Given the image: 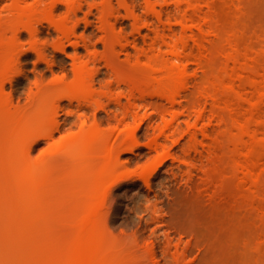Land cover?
Segmentation results:
<instances>
[{"label":"rangeland","instance_id":"374dc122","mask_svg":"<svg viewBox=\"0 0 264 264\" xmlns=\"http://www.w3.org/2000/svg\"><path fill=\"white\" fill-rule=\"evenodd\" d=\"M101 1L83 0L77 14L69 19L66 3L58 2L53 20L66 21L71 30L68 34L52 21L42 20L37 25V38L22 31L16 40L14 31L43 17L51 0H0V79L13 65V79L0 91V264H144L146 244L155 240L162 245L167 233L174 237L173 242L181 238L182 247L189 241L194 244L182 264H264V179L257 187L242 183L239 163L245 160L247 151L242 146L250 139L239 137V123L232 121L235 112L242 122L246 121L251 103L241 100L239 107H225L234 99L222 94L231 80L234 55L239 56L240 63H248L246 77L236 81L244 86L242 91L257 97V88H264V0H217L219 21L208 29L216 41L207 43L206 48L191 43L194 49L186 52L201 57L204 66L191 60L187 72L176 83L171 82L168 71L160 69L161 62H149L156 55L167 57L170 51L162 42L154 46L156 26H152L154 31L142 24L141 31H137L125 6L112 0L113 8H107L105 14L113 9L119 12L114 13L113 26L106 31L109 23L101 18L102 9L93 5ZM149 1L158 9L164 5H159L164 0ZM171 1L165 16H172L180 29L182 25L177 20L184 10L174 6L180 0ZM206 3H201L205 14L210 11ZM133 4L137 14L147 15V0H134ZM199 18L202 21L203 17ZM111 49L118 51L115 70L107 67ZM75 55L80 62L90 60V71H99L96 82L101 83H96L93 98L107 91L104 84L116 83L119 78L126 81L121 88L114 85L111 94L125 96L124 108L130 107L132 86L137 88V98L141 94L148 96V104L140 103L138 98L140 104L132 110L135 117L119 125L114 120L110 124L103 122L96 131L97 139L90 141L79 126L82 111L78 112L77 101L69 105L65 100L57 115L61 129L52 138L30 145L44 114L49 115L56 96L65 92L63 86L51 84V79L55 73L65 72L71 82ZM138 57L141 69L133 67ZM186 63L187 60L180 64ZM255 80L257 87L251 85ZM214 90L221 92L223 106L216 112L211 110L209 98ZM178 93L184 94L183 105L173 109L167 95ZM7 97L14 106L8 105ZM198 97L208 100L202 123L210 124L213 135H220L221 148L211 164L206 155L201 159L192 151L197 165L190 175L184 159L191 146L187 129L197 115H192L187 124L182 113L190 109L194 114L198 107L192 101ZM105 116L104 111L97 114ZM93 118L94 113L89 124ZM263 120L264 103L251 119L252 127L258 128ZM260 130L257 137L263 142L264 127ZM133 143L136 146L128 151ZM59 145H66L70 151L46 158L49 150ZM263 146L254 150L249 161L254 175L264 170ZM43 158L46 160L38 170V182L31 187L27 183L28 168ZM110 185L98 223L91 222L94 226H90L85 222L88 230L84 227L85 217ZM32 190L38 192L37 197L29 198ZM243 200L247 205L242 204ZM214 209L220 211L218 226L205 219L207 211ZM83 228L88 233L91 228L96 231L89 235ZM82 229L89 236L84 247L76 244Z\"/></svg>","mask_w":264,"mask_h":264},{"label":"bare ground","instance_id":"6f19581e","mask_svg":"<svg viewBox=\"0 0 264 264\" xmlns=\"http://www.w3.org/2000/svg\"><path fill=\"white\" fill-rule=\"evenodd\" d=\"M82 1L83 0H51V3L49 4V7L45 13V15L41 18H36L35 21H32L26 25H24L21 28H17L14 31V39H18L20 33L22 31H26L28 32L33 38H37L38 34H39V29L37 27L38 23H40L42 20H47V21H52L53 23H55L56 27L63 31L65 34H68L71 30L67 27L66 21H60V22H56L55 20H53V14H54V9L56 7V4L58 2H65L67 5V15H66V19H69L70 17H72L73 15L77 14V11L80 9V7L82 6ZM86 1V0H84ZM120 3H122L125 8H126V12L127 15L129 17L134 18L135 20V28L138 27L137 31H141V27L142 24H144L143 26H145L146 28L150 27L152 28V26H156L157 31H155L153 28V30L155 31V37L157 35V39L154 41L153 44H155L154 46L158 45V43L161 44H165L169 46L170 51L168 50L169 54H167V57H161L160 55H156L150 58L149 62L150 64L153 63H159L161 62V70H165L168 71L171 74V82L172 83H176L177 81H179L182 78V75L187 72L188 68H189V62L191 60L195 61L196 64H198L199 67L204 66V60L201 57H198L196 55H192V51H190L188 54L186 55V52L189 49H194V47L191 45V43H194L196 45H198L201 48H206L207 43H211V42H215L216 39H212L211 37V33L208 32L209 28H212V25L215 24L216 22L219 21V16L217 14V10L215 9L217 6V0H205V3L207 6V8L211 11L207 12L205 14V11L203 10L201 5L202 1L204 0H177L179 1L178 3H175L177 1H175L174 3L177 4L174 6L176 7V9L180 10H184V12L182 11L181 13V17L179 16V20H177L179 22V24L182 25V27L180 29L176 28L177 26V22L173 21V17L168 15L165 16V12L169 9H171L170 5H172V1L167 0V1H163L164 5H161V8H156V5L151 3L149 0H147V15L144 17L142 15H139L136 13V6L133 4L134 0H119ZM169 1V2H168ZM102 2V3H101ZM97 4H93L99 11L101 10V18L106 19V21L109 23L108 26H106V31H108V29L110 28V26H113V23L111 22V18L114 15L115 12H119V10L113 9L112 12L106 13L107 12V8H113V2L112 0H103ZM150 2V3H149ZM184 5V3H186ZM101 3V4H100ZM171 3V4H169ZM92 5V6H93ZM186 5L188 7V9L186 8ZM93 6V7H94ZM90 7V8H93ZM183 7L186 9H183ZM106 10V11H104ZM216 10V11H215ZM90 12H93L92 9H90ZM151 13L152 15H154V18L151 16H149ZM204 13V14H201ZM108 14V15H107ZM25 16L28 17V15L25 13ZM204 15V16H203ZM103 16V17H102ZM203 17L202 21L199 17ZM176 18V17H175ZM181 18V19H180ZM21 19H24V16L22 15ZM177 19V18H176ZM191 23V24H189ZM104 24L106 25V23L104 22ZM141 24V25H140ZM138 25V26H137ZM141 26V27H139ZM195 27H197V30L195 29ZM178 29V30H177ZM181 30V31H179ZM140 33V32H139ZM149 34V33H148ZM146 36H149V35ZM155 39V38H154ZM194 41V42H191ZM108 45V43L106 44V46ZM63 46V45H62ZM111 53L112 55L110 57L107 58V67L115 70V58H118V51L116 49H111ZM194 53V52H193ZM73 58V67H72V73L74 75V79L71 82H68L67 79V73L62 72V73H55L53 78L51 79V84H54L58 87H64V91L65 92H61L59 93L56 98H55V102H54V106L52 108V111H49V115L47 113L46 117L44 114V119L42 120V124L40 126V129L37 133H35V135H33L31 137V144H35L38 141L42 140V139H49L52 138L55 133L57 131H59L61 129V123L59 122L57 115H58V109L63 107V102L65 100L68 101L69 105H73L74 101H77V108H78V112H81L78 115L79 118V126L81 129V132H83L84 134H86L87 138L90 141H93L94 139H97V130L99 129L100 124H102L103 122H106L108 124H110V122H112V120H114L116 122V125L121 124L122 122H124L127 118H129L130 116H134L132 110L134 107H136L138 104L140 103H144L147 105L148 101H147V95L145 94H141L140 96H138L139 100L141 101L140 103L137 104V88L136 87H131L130 88V92L129 95L130 99L129 101V105L130 107L124 108V103H122V96L124 95H116L113 96L111 94L114 85H117V88H121L122 87V83L126 80H120L119 78H117L116 83L114 81H110L106 84L103 85V87L107 88V91H104L102 93V95H100L98 98H93V95L95 94V85L96 83H101L100 81L96 82V74L99 72L98 70H89V63L90 60L87 61H82L80 62V57L75 55L72 57ZM93 59H96V57H94ZM161 59V60H160ZM233 66L231 67V80L229 81V83L226 84L225 89L223 91L222 94H227V96H231L233 97L234 101H232V103H226L225 107H230V106H235L239 107L242 105V101H247L249 103H251V108H249V115L250 117L242 122L240 119V115H238L236 112L233 114L232 116V121H234L235 123H239V137L244 138L245 136L248 137L250 140H245V144L244 146H242V148H246L247 151L245 152L244 158L245 160L241 161L240 164V168L242 170V183L244 184H250V186L255 185V187H257L260 182H262V180L264 179V170L259 173V175L253 173V165L249 164V161L252 157V154L254 152L255 149H258L259 147H262L264 144V141L261 142L262 140L259 141L258 139V133L259 131L262 132V130H260L262 127H264V120L262 122H260V124L258 125V128H254L252 127L251 124V119H254L257 115V113H259V111L262 108V105L264 103V88L263 87H259L257 88L258 91V96L254 97V96H248L244 91H242L243 89V85L241 84H237L236 81L242 82L243 79L246 77V73H248V63L246 64H242L240 63V59L238 55H234L233 58ZM185 60L188 61V63L183 64L181 66L180 63H183ZM174 62V63H173ZM171 63V65H170ZM170 65V66H169ZM227 66L229 67L230 65L227 64ZM12 66H9L6 73L4 74V77H2L0 79V91L3 92L4 88H5V84L7 81H12L13 76L11 74L12 72ZM134 68L136 69H141L140 68V59L138 57L136 63L133 65ZM109 70V69H108ZM197 73V72H196ZM247 76H250L247 75ZM195 77H199L200 80H203L204 77H200L198 76V74H195ZM198 78V79H199ZM197 79V78H196ZM256 80L251 83L252 86L257 87L256 85ZM128 87L129 85L126 84ZM186 85L184 93L186 94L187 90H188V85L187 82L183 84V87ZM124 94V92H122ZM243 93L245 94L243 95ZM201 94H203L201 92ZM184 94L183 93H178V94H174V95H167V99L169 100L171 106L174 108H177V106H182V100L181 98H183ZM125 97V96H124ZM92 98V99H91ZM209 98L211 99V105L212 109H214V111L216 112L217 109L223 107L222 106V97H221V92L220 91H212V93L209 94ZM143 101V102H142ZM194 102V103H193ZM7 103L9 106H14L13 101L10 97H7ZM192 103L198 107L197 109H194V112L197 114H190V109L183 112L182 110V115H184L185 117H187V124H189L190 120L192 118V115H197L194 118V122H191L188 125V129H187V133L189 134L190 138H191V146L190 149L188 147V151L186 150L185 153V162L187 163V171L188 173L192 174L194 168L196 167V163L195 160H197V156H193L192 151L195 153L200 154V157H202L201 159H204L203 156H207L208 157V162L214 163L216 160V151L218 149H220V144H219V138L220 135H213V131L211 130V126L210 124L202 123V121L204 122L206 119V104L208 103V100H203L202 98L198 97L195 98ZM191 103V104H192ZM192 104V105H193ZM185 106V105H184ZM126 107V106H125ZM191 107V106H190ZM189 107V108H190ZM193 107V106H192ZM195 107V108H196ZM194 108V107H193ZM123 109V111H122ZM126 109V110H125ZM197 110V111H195ZM92 112V115L94 113V120L92 121L91 124H89V120L90 117L92 119V115L90 116L89 112ZM106 112L107 117L105 118H100L97 117L98 112ZM189 112V113H188ZM218 112V111H217ZM112 113V114H111ZM193 113V112H192ZM89 114V115H88ZM179 115V114H178ZM193 116V117H194ZM178 118V116H176ZM180 117V116H179ZM224 123L226 124V126H228L229 124L227 123V117H224ZM211 121V120H210ZM209 121V122H210ZM200 124H203L202 126ZM262 125V126H261ZM264 131V130H263ZM200 135L201 137L203 136L202 139H200ZM216 135V136H215ZM189 144V145H190ZM135 143H133V145H130V147H128V151L132 150L135 147ZM202 147V148H201ZM264 147V146H263ZM29 148V147H28ZM66 151H70V149H68L63 145H59L57 147H53L49 150V152L46 154V158H51L57 155L62 154L63 152ZM113 151V148H112ZM199 156V155H198ZM205 156V158H207ZM199 157V158H200ZM46 159L43 158L41 163H36L34 164L35 167L32 168H28V179H27V183L31 186V187H35V183L38 182V178H39V169H40V165L44 164V161ZM162 162L159 161L158 165ZM203 162V160H202ZM208 162H206V164H208ZM205 163V162H204ZM203 164V163H202ZM206 164H203L204 166H206ZM157 165V166H158ZM157 166L155 168H157ZM203 168L206 170L207 168L204 167ZM186 171V172H187ZM204 173L206 174V176L208 177L209 171H204ZM190 174V175H191ZM115 176V175H113ZM112 175H110L109 178H111ZM210 177V176H209ZM212 177V176H211ZM210 177V178H211ZM113 180V177L111 178ZM117 181V180H116ZM110 182V181H109ZM111 185L107 187V189H105L103 195H100V197L98 196L96 198L97 201H95L93 207L89 210L88 215L85 217L84 220V224L85 222L89 223L90 226H94L92 225V223L96 224L98 223V220L100 218L104 203H105V198L106 195L108 194V192L111 189ZM31 195V197H30ZM29 198H34L38 196V192H36L35 190H32L30 192V194L28 195ZM213 200H215V196L213 197ZM216 202V201H214ZM243 205H247L246 201L243 200L242 202ZM235 206H233L232 208H234ZM235 210L231 211L229 210V213H233ZM220 215V211L217 209L211 210V211H207L206 213V221L210 222V224L218 226V217ZM92 222V223H91ZM87 223V224H88ZM87 224L84 225V227H88V230L90 229L89 226H87ZM86 228H83L86 230ZM95 228V227H93ZM97 228V226H96ZM82 229V230H83ZM98 229V228H97ZM214 229V227L212 228ZM92 231H96L95 229L92 230L90 233H92ZM199 232H202L201 228H198ZM81 232H83V234H81ZM79 233L78 238L76 239V244L78 243V245H82L83 247L85 245H87L88 243V234L90 235V233H88V231L86 230L84 233V230L81 231ZM81 234V235H80ZM85 234L88 236L86 237ZM87 240V241H86ZM90 240V239H89ZM174 237L170 234L167 233L165 235V239L163 241L162 245H159L160 242L152 240L150 243H147L145 246V250H146V258L144 261V264H182L183 260L186 256V254L188 253V251H190L192 249V246L194 244L191 243V241H189L187 244H185L182 247V239H178L177 242H173ZM90 243V241H89ZM161 247V248H160ZM159 251H161L162 256H159ZM216 251V250H215ZM212 252V255H216V252ZM164 260V263H162ZM212 264H216L214 263V261L212 262Z\"/></svg>","mask_w":264,"mask_h":264}]
</instances>
